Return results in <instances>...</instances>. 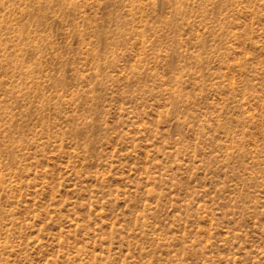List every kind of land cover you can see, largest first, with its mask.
<instances>
[{
  "label": "rangeland",
  "instance_id": "374dc122",
  "mask_svg": "<svg viewBox=\"0 0 264 264\" xmlns=\"http://www.w3.org/2000/svg\"><path fill=\"white\" fill-rule=\"evenodd\" d=\"M0 264H264V0H0Z\"/></svg>",
  "mask_w": 264,
  "mask_h": 264
}]
</instances>
